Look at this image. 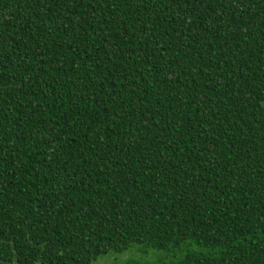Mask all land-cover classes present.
Segmentation results:
<instances>
[{
  "label": "trees",
  "instance_id": "trees-1",
  "mask_svg": "<svg viewBox=\"0 0 264 264\" xmlns=\"http://www.w3.org/2000/svg\"><path fill=\"white\" fill-rule=\"evenodd\" d=\"M264 264V0H0V264Z\"/></svg>",
  "mask_w": 264,
  "mask_h": 264
},
{
  "label": "rangeland",
  "instance_id": "rangeland-1",
  "mask_svg": "<svg viewBox=\"0 0 264 264\" xmlns=\"http://www.w3.org/2000/svg\"><path fill=\"white\" fill-rule=\"evenodd\" d=\"M153 256L152 253L149 255H143L140 249H138L137 246H134L119 254L112 252L107 253L106 255L99 257L92 264H122L127 260H149L153 258Z\"/></svg>",
  "mask_w": 264,
  "mask_h": 264
}]
</instances>
